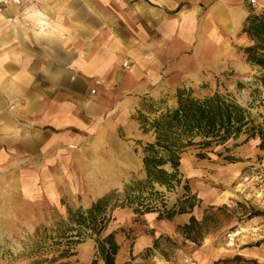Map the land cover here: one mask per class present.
Returning a JSON list of instances; mask_svg holds the SVG:
<instances>
[{
	"label": "crops",
	"instance_id": "crops-1",
	"mask_svg": "<svg viewBox=\"0 0 264 264\" xmlns=\"http://www.w3.org/2000/svg\"><path fill=\"white\" fill-rule=\"evenodd\" d=\"M251 1L6 5L0 13V225L15 227V208L23 210L25 203L37 212L43 197L62 208L59 188L76 191L86 176L118 180L129 173L131 148L125 149L119 130L143 127L145 100L159 99L164 78L189 76L188 70L199 67L195 60L208 58L214 44L223 40L230 47L238 35L243 46L251 41L242 33ZM102 163L123 169L101 172ZM136 164L141 168L142 160ZM79 208L65 206L64 214ZM149 216L147 225L158 219ZM136 237L135 256L153 246L154 237L145 232ZM114 242L120 253L125 244ZM80 251V260L91 263L93 246Z\"/></svg>",
	"mask_w": 264,
	"mask_h": 264
},
{
	"label": "rangeland",
	"instance_id": "rangeland-1",
	"mask_svg": "<svg viewBox=\"0 0 264 264\" xmlns=\"http://www.w3.org/2000/svg\"><path fill=\"white\" fill-rule=\"evenodd\" d=\"M249 5L250 14L260 15L264 12V2H249ZM239 38V35L232 37L230 47L223 40L214 44L211 56L195 60L199 67L188 70L191 72L189 76L179 74L174 78H164L159 85V99L147 98L141 107L147 116H141L150 122L165 109L172 108L177 103L178 91L187 92L198 99L219 93L249 111L250 119L253 125L259 127L264 143V84L259 82L262 73L247 63L241 51L252 46L253 42L247 40L243 46ZM141 116L139 119L143 123ZM119 136L125 141V149L129 151L131 148V171L118 180L86 176L78 181L76 191L71 186L69 189L60 187L62 208L59 204L48 205L43 197L36 207L33 206L38 211L33 212L30 211L32 206L23 202V210L15 208V227L0 225V264H85V259L80 260L79 255L82 247L88 244L94 249L91 263L96 261V264H102L95 240L105 239L108 235L116 238L119 244H125L123 250L117 253L115 264H226L224 261L237 257L264 264L245 255V250L264 251V146L260 147L262 141L258 135L246 143L243 142L246 135H242L213 151L207 152L197 147L188 149L181 155V182L174 189L167 191L165 187L154 185L149 195V190L144 192L148 200L139 208L141 212L115 209L108 214V223L99 236L88 232L79 244L61 243L52 228L62 221L67 222L65 206L72 210L79 207L87 210L90 203L105 194L115 190L122 193L131 181L145 180L143 164L137 168L136 162L142 160V149L154 141V136L145 134L142 127L119 130ZM200 152L205 154L202 159L198 157ZM226 157L236 163H227L224 161ZM100 166L98 170L105 173L114 167L123 169V165L116 164L102 163ZM165 169L171 172L169 167ZM185 186L188 191H185ZM18 199L22 197H16L15 201ZM189 203L195 204L190 214L175 215L170 221L157 219L147 222L148 225L145 223L144 219L149 215L157 218L160 213L170 209L177 211L179 207L188 210ZM147 206L154 207V211L143 213ZM191 217L203 226L195 225L186 236L181 228L189 223ZM36 223L40 226L33 227L32 224ZM239 228L244 230L239 237V248L226 247V233ZM144 232L154 237L153 246L135 256L133 246L136 236ZM68 234L77 241L76 231ZM34 243L39 246L33 247Z\"/></svg>",
	"mask_w": 264,
	"mask_h": 264
},
{
	"label": "trees",
	"instance_id": "trees-1",
	"mask_svg": "<svg viewBox=\"0 0 264 264\" xmlns=\"http://www.w3.org/2000/svg\"><path fill=\"white\" fill-rule=\"evenodd\" d=\"M242 33L248 36L253 45L241 51L247 63L262 73L259 82L264 84V12L260 15H248L243 22ZM141 117L144 120L141 123L143 132L154 136V141L142 149L145 180L131 181L122 193L115 190L105 194L93 202L87 210L68 209L67 222L62 221L52 228L61 243L79 244L88 232L99 236L108 223V214L115 209H133L137 213L141 212L139 208L148 200L144 192L146 189L149 190L147 192L149 195L154 190V185L165 187L167 191L174 189L181 182L179 174L181 155L188 149L197 147L207 152L213 151L216 147L225 146L229 141H235L242 135H246L243 141L245 143L258 135L262 141L260 147L264 146L259 127L253 125L249 111L228 96L219 93L198 99L187 92L178 91L174 108L166 109L150 122L147 118ZM204 155L200 152L198 157L202 159ZM224 161L229 164L236 163L228 157L224 158ZM165 167H169L171 172ZM184 189L188 191L187 186ZM194 206L195 204L189 203L188 210L179 207L177 211L172 209L164 211L166 216L163 217L164 212H162L158 215V219L170 221L175 215L190 214ZM153 211L154 207L147 206L142 212L147 214ZM195 225L203 226L191 217L181 231L187 236ZM71 231H76V242L68 234ZM95 243L103 264H115L119 247L114 242L113 236L108 235L102 240L97 238ZM38 246V243L33 245V247ZM224 262L257 264L253 261H244L240 257ZM91 264H96V261Z\"/></svg>",
	"mask_w": 264,
	"mask_h": 264
},
{
	"label": "built area",
	"instance_id": "built-area-1",
	"mask_svg": "<svg viewBox=\"0 0 264 264\" xmlns=\"http://www.w3.org/2000/svg\"><path fill=\"white\" fill-rule=\"evenodd\" d=\"M21 2V0H0V13L2 12V9L8 5V4H14V5H19ZM251 3H255L254 0L251 1ZM124 68L128 67L127 63H124ZM93 92V91H92ZM247 179H245L244 181H246ZM243 232V229H236V230H231L229 232L226 233L225 235V241H226V247L230 248V249H238L239 245H238V241H239V237H241Z\"/></svg>",
	"mask_w": 264,
	"mask_h": 264
},
{
	"label": "bare ground",
	"instance_id": "bare-ground-1",
	"mask_svg": "<svg viewBox=\"0 0 264 264\" xmlns=\"http://www.w3.org/2000/svg\"><path fill=\"white\" fill-rule=\"evenodd\" d=\"M232 33L235 32L234 29L231 30ZM244 231V230H243ZM247 252H245V255L248 257H251L253 259H256L258 261H260L261 263H264V251L262 250H245Z\"/></svg>",
	"mask_w": 264,
	"mask_h": 264
}]
</instances>
